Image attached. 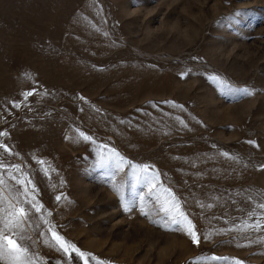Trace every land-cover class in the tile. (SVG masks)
Listing matches in <instances>:
<instances>
[{
  "label": "rangeland",
  "instance_id": "374dc122",
  "mask_svg": "<svg viewBox=\"0 0 264 264\" xmlns=\"http://www.w3.org/2000/svg\"><path fill=\"white\" fill-rule=\"evenodd\" d=\"M2 132L0 175L27 173L89 264H264V227L244 224L264 225V0H0ZM103 145L160 173L198 244L128 168L123 199L112 190ZM48 227L28 231L36 264H83L44 243Z\"/></svg>",
  "mask_w": 264,
  "mask_h": 264
},
{
  "label": "snow or ice",
  "instance_id": "6c2138e0",
  "mask_svg": "<svg viewBox=\"0 0 264 264\" xmlns=\"http://www.w3.org/2000/svg\"><path fill=\"white\" fill-rule=\"evenodd\" d=\"M186 75V73L181 74ZM210 79L217 82L222 87H226V82L219 76H211ZM247 96L254 94L255 90L245 88L242 90ZM25 98L32 95L31 92L24 93ZM83 99V97H81ZM172 103V102H168ZM14 107H19L18 104ZM182 107V106H181ZM78 135L75 138L76 142L79 141H91L95 143L90 135H87L79 129L76 130ZM8 133L2 132L0 136H7ZM250 144H254V141H248ZM106 148L107 152L102 150L97 151L100 167H111L114 169L112 176V190L116 192L121 199H123L122 190L124 184L115 183V177L120 172H123L125 168H128L127 173L129 179L136 180L137 182L143 181L148 187V195L153 197L160 205V211L164 212L169 218L170 222L174 225L181 226V229L191 238L193 243H199V234L195 230V225L188 218L187 214L183 211L181 202L172 189L164 186L160 181V173L154 170L153 166L148 164L138 165L123 157L116 149L107 145L101 146ZM0 149H3L4 153H10L8 145L0 143ZM225 157H228V153H222ZM231 159H236L231 157ZM39 164L44 165L46 162L43 160L37 161ZM17 172L20 171L19 165L13 166ZM264 167V166H261ZM5 168L3 160H0V169ZM54 170V169H53ZM45 174L48 173V168L44 169ZM8 177L15 182L16 187H12L4 179L3 175H0V264H36L35 254L32 253L31 248L26 243L31 240V236L28 235L29 229L32 227L34 217L38 216L39 219L45 224L49 225L48 232L51 234V239H45L44 243L50 247L56 248L57 251H62L67 259H79L83 261V264H89V258L96 260L92 254L81 251L75 244L70 241H66L63 236L59 235L55 231V226L45 218L43 214V205L36 199V187L28 178L27 173L23 178H18L12 171L7 172ZM61 196H56V200L59 201ZM143 199V197H141ZM202 207L204 205H201ZM211 207V205H207ZM256 208L264 210V202L258 203ZM127 210V208H126ZM148 215V213H143ZM47 215H51L50 212ZM249 217L258 215L255 210L249 212ZM264 216V212L260 213ZM245 229L254 228L255 230H261L264 225L261 224V220L257 219L255 224L249 225L247 221L244 222ZM41 235H44L41 233ZM209 236H205L204 239H208ZM73 253L75 256H73ZM213 261L227 260V257H211ZM97 264H105V262L97 261ZM197 264V262H193ZM235 264H242L240 261H235Z\"/></svg>",
  "mask_w": 264,
  "mask_h": 264
}]
</instances>
